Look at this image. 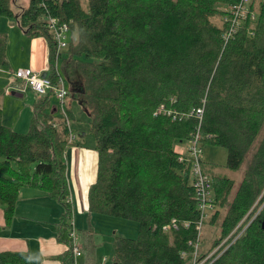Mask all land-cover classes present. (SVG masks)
<instances>
[{"label":"trees","instance_id":"16d2710c","mask_svg":"<svg viewBox=\"0 0 264 264\" xmlns=\"http://www.w3.org/2000/svg\"><path fill=\"white\" fill-rule=\"evenodd\" d=\"M240 2L89 0L88 12L80 0H29L16 15L14 0H0V19L16 17L31 37L46 38L50 77L57 85L63 76L68 96L88 113L98 153L89 213L139 223L137 238L116 236L114 262L189 263L183 252L194 250L202 210L190 154L176 143L199 134L201 144L227 149L228 167H244L236 191L233 178L211 176L214 207L204 222L224 215L209 250L260 202L245 231L211 264H264V0H251L250 12L258 6V15L240 18L227 37ZM49 15L78 30L65 57L47 26ZM7 45V33L0 32L1 66L8 65ZM59 60L63 75L55 67ZM52 93L40 96L27 132L2 121L0 102V205L8 221L21 187L44 189L63 207L62 232L71 230L74 219L67 174V151L74 143L71 110L65 101L50 112ZM200 106L202 119L190 114ZM161 107L180 118L173 120ZM59 109L66 114L61 121L54 116ZM182 153L186 158L180 160ZM174 219L178 228L167 231ZM69 251L66 264H73ZM0 264L35 262L29 251L0 250Z\"/></svg>","mask_w":264,"mask_h":264},{"label":"crops","instance_id":"0c3cea01","mask_svg":"<svg viewBox=\"0 0 264 264\" xmlns=\"http://www.w3.org/2000/svg\"><path fill=\"white\" fill-rule=\"evenodd\" d=\"M18 10L14 8L16 15ZM7 21H10L7 17L0 19V32H8V65H0L1 119L11 128L27 132L40 96L13 72L27 68L50 76L49 46L45 37H31L17 19L14 28L7 29ZM55 67L63 75L62 61L59 60ZM84 129L87 130L88 126ZM72 141L74 144L67 151V174L74 202L73 220L78 231L80 226H85L82 223L79 225L78 216L89 212L88 192L97 178L98 153L94 148V137L88 136L86 131L80 137L73 133ZM62 212L61 203L51 198L44 189L27 185L21 187L13 216L8 221L5 206L0 205V250L29 251L35 264H66L70 248L69 238L63 241L66 231L60 232L58 228ZM35 224L41 225L40 231ZM67 232L69 234L70 231ZM81 245L84 248L83 243Z\"/></svg>","mask_w":264,"mask_h":264},{"label":"rangeland","instance_id":"374dc122","mask_svg":"<svg viewBox=\"0 0 264 264\" xmlns=\"http://www.w3.org/2000/svg\"><path fill=\"white\" fill-rule=\"evenodd\" d=\"M82 7L86 11H90V3L89 0H80ZM29 0H14L13 7L17 10L21 9V7L27 6ZM16 5V6H15ZM20 11V10H18ZM259 13L258 6H256L254 10L255 16ZM9 22H6V28H14L16 25V19L14 17H7ZM15 24V25H14ZM8 34V32H5ZM78 37V30H68L65 32L64 42L67 43V47L62 51V54L67 56L68 48L71 42L76 41ZM85 59V56H84ZM89 60L94 61V58H90ZM62 61V60H60ZM63 62V61H62ZM65 86L69 90L70 85L65 80ZM11 89V88H9ZM13 89V88H12ZM10 91V90H8ZM66 104L71 110V114L67 117L69 124L72 126L71 130L78 137H80L83 132H87L88 136L92 137L93 135L90 133V118L88 117V113L79 103V101L73 99L71 96H67ZM54 105H59V101L55 95L51 97V105L49 106V111L52 112ZM54 116L57 120L61 121L64 117H66L65 112L62 109H59L54 113ZM88 126V129L84 128ZM190 146L188 141L177 142L176 147L183 148L187 150ZM203 151V161L205 170L211 175H223L233 178L235 180V185L233 191H236L238 188L242 177L244 167L240 169H232L227 166V149L221 146H216L212 144H202ZM75 201L77 203V197L75 195ZM256 209L253 210V214L245 220L244 225H249L256 217V215L260 211V202H257ZM259 208V209H258ZM251 210V211H252ZM61 213V212H60ZM211 214V212H209ZM224 215V211L222 215L216 222H211L208 218L203 224L202 228V240L200 243V250L202 252L209 250L213 246V242L220 235V223L222 217ZM79 225L81 223L85 225L84 227H79L78 236L79 242L83 243L84 248L82 246V257H78L79 259L76 261V264H114V242L116 236L120 237H129V238H137L139 235V223L134 220L124 219L120 217H115L111 215H106L102 213H89L86 215L80 214L78 216ZM36 225V224H35ZM39 228L41 225H36ZM89 228H92L91 235H87L85 232ZM64 234L65 241L67 238L70 239V232L68 234L67 230ZM80 243V244H81Z\"/></svg>","mask_w":264,"mask_h":264},{"label":"built area","instance_id":"2783aa9c","mask_svg":"<svg viewBox=\"0 0 264 264\" xmlns=\"http://www.w3.org/2000/svg\"><path fill=\"white\" fill-rule=\"evenodd\" d=\"M250 2L251 0H241L240 4L237 6V9L234 10V24L233 27L229 30V34L227 35V37L233 35V33L237 30L240 20L242 18H246L249 15L252 19L256 18L254 11L250 12ZM41 4H43V2ZM237 18H239V20H237ZM47 26L53 33L54 38L56 40L57 52L58 54H61V52L67 47V43L64 42L63 39L65 38V32L68 31L70 27L67 23L60 22L58 17L52 15H49L47 18ZM13 73L16 77L24 80L26 86L39 96H44L54 91V94L58 99L60 106H64L66 98L69 94V90L65 86V78L63 76L58 78V83L56 85L54 84L50 76H43L41 74L34 73L32 70L27 68H19ZM161 110H165V108L161 107ZM165 112L172 116L173 120H177L180 118L174 110L168 109L165 110ZM190 114H196V116L202 119L204 114L203 106L192 110ZM189 143L190 146L187 150V153L190 154L189 159L192 160L193 163V186L195 188L196 198L198 200L199 207L202 210V215L200 217V221L196 225V228L199 232L197 235L196 242H194V250L191 253L183 252V256H189L188 264H211L245 231L248 225L245 226L243 222L248 218H244L237 225V227L228 236H226V238H224L215 248L207 250L206 252H204V254L200 251L202 228L204 224L203 222L207 215V211L214 207L213 180L211 175L205 172L203 168V151L202 144L199 140V134H196ZM182 152H184V150H182ZM185 158L186 155L182 153L180 156V160H183ZM71 223L72 228L70 230L69 248L72 250V255L74 258L73 264H76L77 258L82 255L83 251L82 245L79 242V236L75 228L74 220H72ZM185 225L188 226V222H186ZM178 226L179 223L174 219L171 224L165 226V229L167 231H171L173 229H177Z\"/></svg>","mask_w":264,"mask_h":264},{"label":"water","instance_id":"95a60500","mask_svg":"<svg viewBox=\"0 0 264 264\" xmlns=\"http://www.w3.org/2000/svg\"><path fill=\"white\" fill-rule=\"evenodd\" d=\"M43 76H47V74L44 73ZM114 264H119V263L118 262H114Z\"/></svg>","mask_w":264,"mask_h":264}]
</instances>
